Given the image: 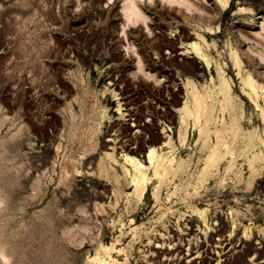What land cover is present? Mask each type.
I'll return each mask as SVG.
<instances>
[{"label": "rangeland", "instance_id": "374dc122", "mask_svg": "<svg viewBox=\"0 0 264 264\" xmlns=\"http://www.w3.org/2000/svg\"><path fill=\"white\" fill-rule=\"evenodd\" d=\"M202 1L212 11L219 9L222 18L214 21L211 15L178 4L145 1L152 7L147 22L165 15L166 21H159L165 25L179 21L189 32L199 24L212 28L196 29L205 39L202 47L210 62L207 65L197 58L201 69L196 73L190 63L182 62L184 68L174 69L155 59L144 44L148 31L140 22L139 38L132 40L134 47L118 44L117 39L123 37L121 27L116 26L120 0L106 18H100L99 12L110 5L109 0H105L107 4L104 0H0V264H92L88 257L102 256L103 249L112 245L120 249L110 253L120 264H150L148 254L156 234L167 236L172 227L182 229L185 220H193L195 228L204 230L213 226L217 213L223 215L226 234L233 230L232 213L233 219L240 217L237 250L245 247L244 228L257 235L264 247V123L259 110L244 96L242 74L234 59L237 51L244 64L264 76V0H228L226 8L216 6L214 0ZM241 7L249 10L241 11ZM87 32L90 39L84 40L81 36ZM139 48L156 65L152 73L158 79L165 68V73L181 83L188 80L202 99L204 113L195 120L187 118V144L176 161L182 162L179 171H185V178L176 179L179 187L175 191L172 186L161 191L156 212L143 214L141 209L155 203L151 186L136 205L118 193L115 205L103 206L94 216L85 212L87 217L79 205L72 206L73 194L85 183L101 181L108 182L109 189L115 186L95 169L102 154L98 129L108 126L106 117L114 120L119 116L118 100L106 88L114 55L131 56V69L124 74L132 79L136 71L140 78L136 103L141 104L148 92L162 90L151 73L137 70ZM189 56L192 60L195 52L189 50ZM188 100L192 105L191 98ZM154 101L155 97L150 100ZM207 114L210 122L203 128V137L226 135L239 142L234 145L235 152L247 151L243 164L249 162L255 174L257 183L249 196L256 197L255 201L241 200L235 192L250 190H246L248 172L243 187L237 190L232 181L227 187L220 184L222 179L198 181L204 164L197 161L194 140ZM167 133L179 146L176 121ZM93 151L98 152L94 174L75 171L82 154ZM46 152L47 164L38 170V157ZM205 158L206 154L200 157ZM227 169L225 166L223 172L222 168V178ZM183 195L187 198L182 202L166 203ZM110 197L106 202L113 201ZM193 210L204 214L198 216ZM254 217L257 221L247 220ZM260 262L264 264V250Z\"/></svg>", "mask_w": 264, "mask_h": 264}, {"label": "bare ground", "instance_id": "6f19581e", "mask_svg": "<svg viewBox=\"0 0 264 264\" xmlns=\"http://www.w3.org/2000/svg\"><path fill=\"white\" fill-rule=\"evenodd\" d=\"M109 1L110 5L100 10V18H104L118 2V0ZM145 1L152 3L154 0H120V12L116 14L118 20L116 26L118 29L121 27L123 37L119 40L117 39L118 44L122 43L133 48L134 43L132 40L139 38L140 32L138 28L140 25L138 23L140 22L145 25V29L148 31L147 34H144V44L155 55V59H158L164 65L175 66L174 69H177L184 68L182 62L190 63L192 70L196 73L201 69L197 58L205 60V63L209 65L207 53L202 47L206 42L198 30L211 31L212 28L199 24L193 26L192 31L189 32L179 21H173L172 24L167 23V25L159 21L166 18L165 15H161V17L158 15V18H150V21L147 22L152 7L150 8L146 5ZM162 1L184 6L188 11L196 10L211 15L214 21H219L223 15L219 9L212 11L202 0ZM80 2L86 3L90 2V0H80ZM105 3L107 4L108 2ZM214 3L221 8L228 7V0H214ZM240 10L247 11L249 9L241 7ZM163 21L166 20L163 19ZM197 28L198 30L196 31ZM90 36L91 34L87 32L81 37L84 40H89ZM189 50H193L196 55L192 60L189 59L191 58ZM136 54L138 55L137 70L145 75L151 73L162 84V90L156 89L155 93L148 92L141 104L136 103L135 94L137 90L135 88L142 86L139 82L140 78L137 77L136 71L132 72V79L126 78L124 74V70L126 71L127 68L131 69V56L120 54L121 58H118L117 55L119 54L114 55L115 62H113L111 71L107 74L106 88L118 100L116 111L119 116L114 120L106 117L104 120L108 126L105 129L101 127L98 129V136H100L99 148L102 150V154L98 157L95 169H98L109 181L113 180L115 186L109 189L110 184L108 182L98 181L95 185L93 184L94 186L90 183H85L80 190L76 191L73 194V200L76 203L73 202L72 206L79 205L84 213H89H85L86 215L94 216L93 214L98 212L103 206L115 205L119 198L118 193H121L129 202H135L136 205L138 202L143 201L151 186L155 203L151 206L144 205L141 209L143 214L146 212L150 214L154 210L156 212L160 208L159 197L161 191L169 186H172L175 191L179 187V185L175 184L176 179L182 180L185 178L182 175L185 171H179L182 162L176 161L177 157L180 156L181 149L187 144L185 134L187 118L192 117L195 120L197 116L204 113L205 109L203 110L202 108V99L196 94V91L189 87L188 80L186 83H181L173 74L165 73V68L162 69L164 73L160 75L161 79H158L159 77L157 78L152 73L156 71V65L150 63L142 48H139ZM239 55L237 51L234 52L235 65L238 67V72L242 74L244 96L259 110L260 118L264 123V76L260 75L258 70L259 73H257L254 67L252 69V66L248 63L244 64L240 60ZM261 59L264 60V56H261ZM133 83L137 84L136 87ZM163 93L164 96L162 95ZM154 97L155 101L151 103L150 100ZM188 98H191L192 105ZM261 102L263 106H261ZM104 117L105 115L101 116V122ZM175 121L179 127V146L175 144L171 135L167 133L171 130V125ZM209 122L210 117L207 114L203 119L202 127L199 129V135L194 140V146L199 154L197 161L200 163L202 161L204 164L200 176H198V181L205 182L211 178L216 179V181L222 179L220 184L226 187L232 184L230 182L232 181L236 185L237 190V188L240 187L241 189L243 187L244 175L248 172L247 179L249 181L246 190H250L235 192L237 196L240 195L241 198H239L241 200L255 201L256 197L249 198L254 192L257 183L255 182V174L253 175L249 162L243 164L246 162L247 151L235 152L234 145L239 142L233 138H228L226 135H217L215 138L203 137L201 133L203 128H207ZM146 134L150 136L145 138ZM96 145L97 143H95ZM209 147H212V149L210 150ZM97 153V151H93L82 154L78 161L79 166L75 168V171L81 173L84 171L88 175L94 174L93 163ZM202 154H206L204 160L200 159L203 156ZM47 158V152L44 156L38 157L39 160L41 159L38 164V170H44ZM225 166L228 169L222 178V168L224 172ZM234 171L239 173V175L235 174L236 172L234 173ZM233 173V177H226ZM125 189H132V191L129 193L123 192ZM109 196H111L110 198L113 201L106 202ZM186 198L187 196L183 195L181 199L166 201V203L174 204L179 201L182 202ZM193 212L198 216H202L204 211L193 210ZM217 214L213 218V226L206 227L204 230L195 228L193 220H185L182 229L172 227L169 229V235L167 236L156 234L150 244L148 254L150 264L261 263L264 247L260 245L261 242L258 241L257 235L251 233L248 228H244L242 237L246 240L245 247L242 250H237L238 232L242 228V224L238 222L240 217L237 218V215H235V219H233L234 214L232 213L233 230L226 234L223 215ZM247 220L257 221L255 217ZM111 251L118 253L120 249H116L113 245L104 248L102 256L88 257L89 261L92 264H120L118 259L110 255ZM0 255H3V253Z\"/></svg>", "mask_w": 264, "mask_h": 264}]
</instances>
